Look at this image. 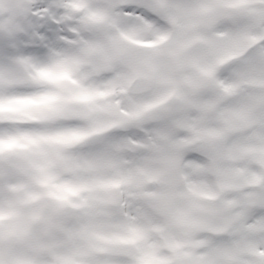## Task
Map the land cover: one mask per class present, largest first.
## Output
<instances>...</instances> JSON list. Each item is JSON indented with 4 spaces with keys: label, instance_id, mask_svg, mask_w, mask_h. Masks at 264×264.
Instances as JSON below:
<instances>
[{
    "label": "snow or ice",
    "instance_id": "1",
    "mask_svg": "<svg viewBox=\"0 0 264 264\" xmlns=\"http://www.w3.org/2000/svg\"><path fill=\"white\" fill-rule=\"evenodd\" d=\"M0 264H264V0H0Z\"/></svg>",
    "mask_w": 264,
    "mask_h": 264
}]
</instances>
